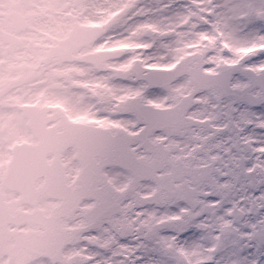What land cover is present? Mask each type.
Here are the masks:
<instances>
[{
	"label": "snow or ice",
	"instance_id": "obj_1",
	"mask_svg": "<svg viewBox=\"0 0 264 264\" xmlns=\"http://www.w3.org/2000/svg\"><path fill=\"white\" fill-rule=\"evenodd\" d=\"M262 258L264 0H0V264Z\"/></svg>",
	"mask_w": 264,
	"mask_h": 264
},
{
	"label": "flooded vegetation",
	"instance_id": "obj_2",
	"mask_svg": "<svg viewBox=\"0 0 264 264\" xmlns=\"http://www.w3.org/2000/svg\"><path fill=\"white\" fill-rule=\"evenodd\" d=\"M146 2H147V0H146ZM257 194H259V193H257ZM173 211H175V209H173ZM247 251H252L251 249H248ZM262 259H264V258H262Z\"/></svg>",
	"mask_w": 264,
	"mask_h": 264
}]
</instances>
